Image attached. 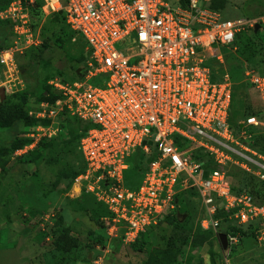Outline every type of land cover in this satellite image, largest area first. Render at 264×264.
<instances>
[{
  "label": "built area",
  "instance_id": "built-area-1",
  "mask_svg": "<svg viewBox=\"0 0 264 264\" xmlns=\"http://www.w3.org/2000/svg\"><path fill=\"white\" fill-rule=\"evenodd\" d=\"M22 1L9 4L0 19L11 23L15 40L31 46ZM218 1L40 0L46 18L61 15L84 41L89 70L83 81L49 82L60 98L55 107L42 103L27 112L48 123L31 127L29 136L42 138L18 152L55 138L64 114L86 125L78 143L86 169L74 185L110 213L103 219L109 237L115 232L122 243H134L157 226L188 191L201 203L204 231L217 235L222 223L264 221V202L234 192L229 174L235 169L264 185V156L251 147L249 132L261 122L248 116L233 130L232 86L226 74L212 83L210 67L224 68L221 49L236 51L242 33H254L259 25L264 36V15L228 18ZM16 51H0V67L9 73L16 70ZM258 73L250 68L244 76L264 109V76ZM137 152L150 162L141 181L127 186L129 161Z\"/></svg>",
  "mask_w": 264,
  "mask_h": 264
},
{
  "label": "rangeland",
  "instance_id": "rangeland-1",
  "mask_svg": "<svg viewBox=\"0 0 264 264\" xmlns=\"http://www.w3.org/2000/svg\"><path fill=\"white\" fill-rule=\"evenodd\" d=\"M22 2L28 11L33 45L26 46L24 41L15 40L11 23L0 19V51L12 46L17 48L16 70L9 73L0 67V89L6 91L5 99L0 100V264H148L153 249L167 246L172 247L174 264H264V221L230 227L228 237L234 240L228 238L227 249L223 250L216 235L202 229L201 203L190 191L177 197L173 216L178 221L169 226L166 217L160 219L135 244L136 249L115 238V232L109 237L110 226L107 229V222L103 220L107 218L105 208L84 190L79 193L74 182L67 187L69 191H64V183L60 187L56 185L58 171H78L84 165L78 151L82 127L65 114L57 121L55 138L40 140L27 153L18 152L23 149V142L29 145L42 135L32 139L28 121L23 115L18 117L15 108L26 115L37 111L42 103L55 107L58 95L50 88L52 78L83 81L89 70L86 45L68 29L65 21L46 18L36 0ZM223 2L221 10L228 18L254 19L264 15V0ZM5 8H0V13ZM233 47L236 51H220L223 69L218 64L210 66L211 82L219 83L221 75H227L234 90L232 125L251 113L260 112L261 125L250 130L255 140L260 135L264 137V112L244 73L252 68L264 76V37L244 32ZM145 161L139 152L130 159L127 178L131 186L140 178L137 170ZM243 186L260 190L253 180L244 176L240 177L237 188L243 189ZM59 217L78 242L68 253L55 246L52 235ZM121 234L122 231L117 232V236Z\"/></svg>",
  "mask_w": 264,
  "mask_h": 264
},
{
  "label": "trees",
  "instance_id": "trees-1",
  "mask_svg": "<svg viewBox=\"0 0 264 264\" xmlns=\"http://www.w3.org/2000/svg\"><path fill=\"white\" fill-rule=\"evenodd\" d=\"M13 1L14 0H0V8L7 7ZM36 2H37V5H38V8L40 10V4H41V2H40V0H36ZM215 5L218 8L221 9V8H224L225 3L223 2V0H219L218 2L215 3ZM260 16H263V15H260ZM52 18H54V20L57 21V22H61V20H64V18L61 15H55ZM259 34L262 35V33L260 31H257L256 33L254 32V35H259ZM239 39H240V37H239ZM238 42H239V40H238ZM221 69H223V68H221ZM75 75H76V77L79 76L78 73L75 74ZM54 78H52V79H54ZM63 82H73V81H63ZM50 88L53 89L52 87H50ZM56 93L58 95V98H60L59 93L58 92H56ZM233 100H234V90L232 88V102H233ZM231 111H232V104H231V108H230V117H231ZM15 112H18V117H19V115H23L26 118V120L28 121V126H30V127H34V126H38V125H47V123H48L47 121H39V120H36L34 118H29L27 113H26V115L25 114H21L20 111L17 108H15ZM261 112L262 113L264 112V109L262 108V106H261ZM259 113L260 112L251 113V114L247 115L246 117L253 116V117H256L259 120V117H258ZM16 117H17V114L15 115V118ZM69 118L72 119V120H74V121H76V122H78L81 125V127H82L81 137H82L83 134H84V132L87 129V126L84 125V124H82L81 122H79L75 118H72V117H69ZM229 123H230V118H229ZM230 125H231V127L233 128V130L235 132H238L239 131V125H238V123H236L235 125H232L230 123ZM0 126H1V117H0ZM251 130H253V129H251ZM249 132H251V131H249ZM253 136H254V134L252 133V143H251V147L254 150H256L259 154H261V155L264 156V137H262L260 135V136L256 137L255 140H253ZM27 144H28L27 142H23L22 143V147L24 148ZM26 159H29V156H26ZM30 160H31V162H33L34 157H32ZM149 162H150V159H148L147 161H145V163L141 165V168L137 170V171L140 172L141 175H140V178H138V180H136L135 183H138V182L141 181V179L143 178V175H144V171L146 169V165ZM85 169H86V166L84 164L83 167H82V169L81 170H78V171H75L73 169H62V170L58 171L57 177H56V185H57V187L58 186L60 187V184L61 183H64L65 184L64 187H63L64 191H67V190L69 191V189L67 187L70 184H72L74 182V180L78 176H80L81 174H83L84 171H85ZM229 174L231 176V181H232L233 191L234 192H236V193H249L250 195L258 198L260 202H264V185H262L261 183H259L256 179H253V178H251V177H249V176H247V175L243 174L242 172H240L238 170H235V169H231L230 172H229ZM243 176L244 177H248L251 180H253L254 183H256L257 186L260 188V190L253 191V190H251V189H249L247 187H244L246 185L243 186V189L237 188V187H239L240 177H243ZM130 180L133 181V179H130ZM125 181H126V185L127 186H131L130 183H129V179L127 178V174L125 176ZM172 213H170L165 218V220L167 221V223L169 224V226L175 224L178 221L173 216V215L176 214V211H174L173 214ZM108 215H110L109 212H107V217H109ZM158 223H160V221H158ZM107 227H108V225H107ZM229 230H230V227H227L225 224L222 223L221 226H220V233L219 234H225V235L229 236L228 235ZM146 233L141 234L136 239V241L134 243H131L130 244V245L133 246V249H136V245L135 244ZM219 234L216 235L217 238H218V235ZM52 235H53V238L55 239V246L58 249H60V251H62V252H65V253L71 252L78 245L77 239L72 235V231H71L70 227L67 225L66 222H64V220L61 217H59L57 219V221L55 223V228L52 229ZM110 240H113V238L110 239ZM118 240H120V239H118ZM147 263L148 264H174V256H173L172 247L171 246H167L166 249H153L152 252H151L150 258L147 261Z\"/></svg>",
  "mask_w": 264,
  "mask_h": 264
},
{
  "label": "water",
  "instance_id": "water-1",
  "mask_svg": "<svg viewBox=\"0 0 264 264\" xmlns=\"http://www.w3.org/2000/svg\"><path fill=\"white\" fill-rule=\"evenodd\" d=\"M255 33L257 31H259V25H256L255 26V29H254ZM5 95H6V91L5 89H0V100L3 101L5 99ZM218 240L220 242V245L222 247L223 250H226L227 249V246H228V236L225 235V234H219L218 235Z\"/></svg>",
  "mask_w": 264,
  "mask_h": 264
}]
</instances>
